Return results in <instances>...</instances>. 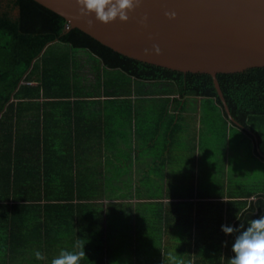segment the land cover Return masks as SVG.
I'll return each instance as SVG.
<instances>
[{"label": "trees", "instance_id": "1", "mask_svg": "<svg viewBox=\"0 0 264 264\" xmlns=\"http://www.w3.org/2000/svg\"><path fill=\"white\" fill-rule=\"evenodd\" d=\"M3 1L0 0V248L3 251L0 252V264H12L14 249L19 242H28L26 233L29 232L35 234L30 241L36 244L37 251L44 257L42 260L35 258L36 264L46 261L50 264L60 253L59 248L66 245L61 249L69 251L68 244L75 240L68 238L84 232L91 239L93 225L89 215L92 214L93 201L134 199L130 195L132 193L121 191L123 186L119 190H105V181L107 184L110 181L117 185L126 184L128 180H123L125 175H119L112 181V177L105 176L102 168L93 170L88 167V162L81 160L84 164H80L76 158L60 155L59 149L42 133L31 135L23 130V114L31 107L40 105L38 100L43 98L62 103L73 97L74 86L68 77L70 62L65 57L68 55V59H71V56L69 52L66 55L61 52L57 54L58 47L87 51L107 71L123 76L124 79L116 77L118 82L112 85L129 91L138 99L148 95L140 92V84L172 85L170 93L175 97L165 100L166 105L174 104L180 114L169 117L165 133L166 152L175 136L187 126L184 114L188 110L189 100H201L194 108L201 119L205 113L203 104L207 101L212 104L213 111L220 112L224 122L241 129L253 139L255 152L264 162V154L258 151L263 145L260 131L264 128V67L243 73L217 75L231 115L237 122L234 123L229 119L210 75L184 74L136 61L102 45L79 29L68 31V22L63 17L34 0H7L18 8L17 17L11 11H2ZM113 91L108 97L115 96ZM167 110L164 109L163 113L168 118ZM164 125L158 126L165 128ZM244 194L246 208L233 227L236 229L233 232L235 239L242 230L241 224L247 228L250 221L260 218L264 210V192ZM251 197L256 200H249ZM132 211L130 209V214L127 211L120 214L123 217L133 215L134 219L128 223L118 222L125 228L116 229V232L150 233L160 224L161 211L156 214L159 220L146 216L140 210L136 214ZM188 216H191V212L185 218ZM221 216L216 217L220 219ZM150 219L157 224L150 223ZM219 219L223 226V217ZM218 225L220 223L217 222L213 237L219 238L220 234L216 232L221 231L222 239L207 242V246L202 245L203 241L195 240L197 264H225L222 249L227 235L221 226L219 231ZM63 233L68 235L65 238L68 241L61 238ZM90 239L84 236L80 240L91 243ZM44 244L52 253L43 254L41 250ZM89 258L94 259L93 256ZM103 262L104 257L101 264H105Z\"/></svg>", "mask_w": 264, "mask_h": 264}, {"label": "crops", "instance_id": "2", "mask_svg": "<svg viewBox=\"0 0 264 264\" xmlns=\"http://www.w3.org/2000/svg\"><path fill=\"white\" fill-rule=\"evenodd\" d=\"M85 91L87 95L80 96V93L77 92L76 89L72 90L73 97L67 99V102L62 103L49 102L52 100L42 98L39 100L41 104L35 105L26 111L23 114L22 120L23 130H25L26 133L29 132L31 135L42 133L46 137L45 139L59 149L60 155L65 154L68 155L69 158H76L79 160L80 164H84L82 161L85 163L88 162V167L93 170L102 168L105 176L112 177V181H115L119 175H125L123 180H128L126 184L121 183L117 185L111 181L110 184H107L108 182L105 181V190L112 188L119 190L121 186H123V190L121 191L132 193L130 195L134 196V199L128 200L105 199L93 201L92 214L89 215V217L92 218L93 225L91 239L88 237L89 235L86 236L87 233L84 232L77 233L76 237L74 236L71 238H68V235L63 233L61 235L62 239L68 238L70 240H75L74 243H67L69 245V251H79L80 249L76 247L77 241L78 239H84L85 236V239H90L91 243H84L85 257L82 258L80 264H101L103 257V263L105 264H175L173 260L179 254H181L179 257L187 255L188 259L190 258L189 264H197L196 253H194L195 240H201L203 241L202 245L205 246L206 244L207 246V242L209 243L213 240L222 239V232L220 231V226L222 227V225L221 222L218 221L219 218H216V220L211 218L210 223H206L207 212L204 211L203 208H208V206H200L201 203H206L210 206L211 203H214L212 202L214 200L206 197L203 200L192 198L187 201L182 200L180 197L171 200L165 197L162 199H152V197H150L148 199L146 195H144L145 190L143 189L142 181L146 174H150V172L142 173L141 169L143 166L145 167L147 165V167L152 168L151 171H153V169L157 170L159 164L162 165V163L157 164L159 160L156 161L150 156H145L146 153H143V150L155 148L159 140L157 142V140L154 139L145 145V141L143 140L144 133L142 132L143 128L141 126L138 128L134 127V117L133 115L131 116V113L128 114V110L123 104L111 105L101 102L102 98L111 101L116 96L108 97V95L106 96L105 94L102 96V94L96 95L92 91V93L87 92V90ZM133 95L134 94L131 93L128 94V96L138 99V96ZM174 97L175 96H172L171 98ZM120 98L124 100L127 97L122 96ZM140 98L142 101L143 96H140ZM137 107L148 109L150 106L141 103ZM189 110L188 108L185 113ZM167 113L168 117H175V115L178 116L180 114V110L177 109L174 104H170ZM162 116H165L164 113H162L161 117ZM123 117H125V119H123ZM121 118L123 124L118 122V119ZM39 124H41V126H39ZM116 128H122V130H124V139H121L119 142L111 136L114 134ZM134 129L139 132L141 130L142 134H140L139 139L133 136L135 132ZM165 140L164 145L166 147ZM119 143H123V146H120V148ZM165 147L162 158L166 160L171 147L167 152ZM117 152L123 156L116 158L115 155H118ZM127 155V159H130V161L125 160L126 164L124 165V159H126ZM142 155L144 157H141ZM61 159H63V156H61ZM165 165L166 164H163L161 167H165ZM124 167H126V170L130 168L131 171H129V173H127V171L119 174L114 173V170H125ZM109 170H112V173H110ZM166 174L168 175L167 172ZM227 185L226 195L218 200L219 203H221L220 213L218 215L220 216L221 214V217H223V226L234 227L237 219L246 208L243 203V201H245L244 197L246 196L244 190H236L239 186L233 185L232 183ZM163 186L165 189V185ZM136 192L140 197L134 195ZM249 200L256 199L255 197H251ZM153 202L162 204L167 203V206L162 208L160 224L157 225L155 231L140 234L137 232L122 231L113 233L114 231H109L108 218L113 216V214H118V219L124 223L132 222V219H134L133 215L123 217L120 216V214L126 211L130 214V209L136 214L139 210V204H151ZM182 203H187L191 206V209L189 208L191 216L185 218L186 216L181 214L180 207L172 208L169 206V204ZM202 214H204V216H202ZM256 214H259V212H256ZM263 215L264 210H262L260 217ZM123 222L122 224H124ZM217 222L220 223V225H218L220 232L216 233L220 234V237L214 238L213 233ZM208 224L211 226L208 227ZM111 227L112 225L110 228ZM26 234L28 236V242L23 241L17 244V248L14 249L15 256L11 261L12 264H36L34 252L38 249L36 244L30 241L35 234L30 232ZM68 239L65 240L68 241ZM234 242L235 235H227L222 249L224 259L226 260L225 264H228V261L233 258L232 248ZM41 251L44 255L52 253L45 244L42 246ZM58 251L62 250L59 249ZM90 256H93L94 259L89 258ZM170 257H172V259H170ZM150 258L151 261L149 260ZM43 264H49V262L46 261Z\"/></svg>", "mask_w": 264, "mask_h": 264}, {"label": "rangeland", "instance_id": "3", "mask_svg": "<svg viewBox=\"0 0 264 264\" xmlns=\"http://www.w3.org/2000/svg\"><path fill=\"white\" fill-rule=\"evenodd\" d=\"M2 7L3 12L11 11L14 17L18 16V8H15L9 1L4 0ZM60 52L65 55L69 52L71 56V59H68V55H64L70 62L68 77L74 86L73 90L76 89L80 93V96L87 95L85 94V90L87 92L92 91L96 95L102 94L104 96L105 94L107 96L114 89L113 94L116 97L111 101L102 98L101 102L111 105L123 104L128 110V114L131 113V116L133 115L134 117V127L138 128L141 126L143 128L145 145L154 139L157 142L159 140L155 148L143 150V153H146L145 156H150L156 161L159 160L157 164H166L165 167H161L162 165L159 164V168L157 170L153 169V171L147 165L142 167V173L150 172V174H146L142 181L143 189L145 190L144 195L148 199L150 197L152 199H162L165 197L168 200L180 197L186 201L192 198L203 200L205 197L213 199L214 201L212 202L214 203H211L210 206L206 203L200 204V206H208V208L204 207L203 210L207 212L206 223H210V219L216 220L217 217L215 216L220 212L221 203L218 200L226 195L227 184L232 183L239 186L236 190L240 191L264 192V162L255 152L253 139L241 129L224 122L221 119L220 112L211 109L212 104L204 101L203 107L205 113L203 119H201L200 113L194 110L201 100L198 102L189 100L187 108L190 110L184 114L187 119V126L175 136L176 138L171 146L170 153L165 160L162 156L164 155L166 126L170 119L166 116L161 117V115L164 109L167 110L168 107L165 100L174 96L173 93H170L173 90V86L166 83L140 84V92L148 93L145 99L141 101V99L128 96L129 91L125 92L123 88H116L115 83L118 82L116 77L124 79L123 76L118 74V72L107 71L102 63L87 51H71L69 47L61 46L58 47L57 54H60ZM121 78H119V81ZM127 82H129L128 79ZM122 96H126L127 98L123 100L120 98ZM141 103L148 104L150 106L149 110L137 107ZM118 120L119 123L123 124L122 118ZM158 124H165V128L159 127ZM142 132L141 130L140 132L135 130L133 136L139 139ZM260 132L263 138V145L258 151L260 154H264V128ZM123 135L124 130L116 128L114 134L111 136L119 142L121 139H124ZM120 146H123V143H119V148ZM119 156L123 155H115L116 158ZM141 157L144 156L142 155ZM127 158L128 155L124 159V165L127 160L130 161ZM124 169L119 171L114 170V173L119 174L126 171L129 173L131 171L130 168L126 170V167H124ZM109 172L112 173V170H109ZM163 185H165V189ZM134 195L140 197L137 192ZM147 205V207L138 205V209L142 213H146V216L158 219L159 216L156 214L158 211H162V208L167 206V203L153 202ZM169 206L172 208L180 207L181 214L184 216H187L189 208L191 209V206L187 203L169 204ZM117 216L118 214H113V216L108 218L110 232L114 231L113 233H115L116 229L125 228V226L118 225V222L121 221L116 218ZM148 221L152 224H157L152 219ZM111 225L112 227L110 228ZM209 226L211 225L208 224ZM64 247L62 246L61 248L63 249ZM179 255H177L178 258L176 256L173 260L175 264H189L190 258L188 259L187 255L184 257H179Z\"/></svg>", "mask_w": 264, "mask_h": 264}, {"label": "water", "instance_id": "4", "mask_svg": "<svg viewBox=\"0 0 264 264\" xmlns=\"http://www.w3.org/2000/svg\"><path fill=\"white\" fill-rule=\"evenodd\" d=\"M34 1L63 17L68 31L79 29L123 56L184 74L210 75L234 123L217 75L264 67V0H142L127 23L117 19L109 25L95 14L80 16L75 0ZM173 11L176 18L170 20L165 13ZM154 45L160 55L152 51Z\"/></svg>", "mask_w": 264, "mask_h": 264}, {"label": "clouds", "instance_id": "5", "mask_svg": "<svg viewBox=\"0 0 264 264\" xmlns=\"http://www.w3.org/2000/svg\"><path fill=\"white\" fill-rule=\"evenodd\" d=\"M79 8V15L87 17L95 14L98 22L104 25H109L117 19L121 23H127L130 19L129 13L138 8L142 0H75ZM165 15L170 20L176 18V13L167 12ZM147 21L144 17L142 23ZM152 51L156 55H160V48L153 46ZM150 54L148 49H145V55ZM240 234L236 237L232 251L234 257L228 261V264H264V216L251 220L247 228L241 224ZM221 230L227 234H233L236 229L231 226H222ZM83 240L78 239L76 247L79 251L62 250L59 255L51 260V264H80V261L85 257ZM37 260H42L44 257L40 251L34 252ZM172 259V257H170Z\"/></svg>", "mask_w": 264, "mask_h": 264}]
</instances>
